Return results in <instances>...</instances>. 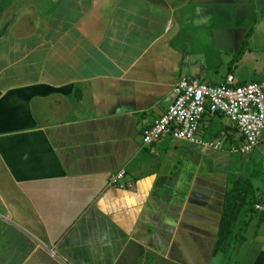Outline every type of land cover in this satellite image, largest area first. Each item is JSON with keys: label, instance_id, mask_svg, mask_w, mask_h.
<instances>
[{"label": "crops", "instance_id": "1", "mask_svg": "<svg viewBox=\"0 0 264 264\" xmlns=\"http://www.w3.org/2000/svg\"><path fill=\"white\" fill-rule=\"evenodd\" d=\"M229 77H264V0H0V264H264V132L141 139Z\"/></svg>", "mask_w": 264, "mask_h": 264}, {"label": "built area", "instance_id": "2", "mask_svg": "<svg viewBox=\"0 0 264 264\" xmlns=\"http://www.w3.org/2000/svg\"><path fill=\"white\" fill-rule=\"evenodd\" d=\"M173 102L164 114L141 131L142 144L150 146L163 137L196 146L218 150L219 145L201 140L197 134L206 115H219L229 120L243 139L241 153L248 154L260 144L264 132V77L257 83L233 85L227 78L223 85L210 86L198 79L179 80L173 90ZM121 171L111 180L124 189ZM253 209L264 217V200Z\"/></svg>", "mask_w": 264, "mask_h": 264}, {"label": "rangeland", "instance_id": "3", "mask_svg": "<svg viewBox=\"0 0 264 264\" xmlns=\"http://www.w3.org/2000/svg\"><path fill=\"white\" fill-rule=\"evenodd\" d=\"M186 79H189V78H186ZM215 123L217 125H219L222 129H217L215 126L214 127L212 126V128L208 127L206 129L207 133L215 135L216 139H219L220 141L224 140L225 144L232 142L234 144L238 143V145H240V141L238 140V137L235 135V132L232 128L226 127V124H224V122L222 120H219V121L217 120ZM234 138L236 140H233ZM228 141H231V142H228ZM238 189H240V188H238ZM242 191L245 192L246 189H243ZM242 194H244V193H242Z\"/></svg>", "mask_w": 264, "mask_h": 264}, {"label": "trees", "instance_id": "4", "mask_svg": "<svg viewBox=\"0 0 264 264\" xmlns=\"http://www.w3.org/2000/svg\"><path fill=\"white\" fill-rule=\"evenodd\" d=\"M240 186H241V184H240V180H239V182H237V190H238V188ZM235 192L236 191H234V192H228V194H227V196L225 198V204H224L225 207L229 206L230 204L233 205V204H237L238 203V202L237 203H234V195H235Z\"/></svg>", "mask_w": 264, "mask_h": 264}]
</instances>
